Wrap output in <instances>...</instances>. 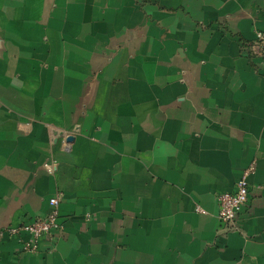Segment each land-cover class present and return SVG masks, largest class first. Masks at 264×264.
Returning <instances> with one entry per match:
<instances>
[{
  "label": "crops",
  "instance_id": "1",
  "mask_svg": "<svg viewBox=\"0 0 264 264\" xmlns=\"http://www.w3.org/2000/svg\"><path fill=\"white\" fill-rule=\"evenodd\" d=\"M260 30L264 0H0V264H264Z\"/></svg>",
  "mask_w": 264,
  "mask_h": 264
},
{
  "label": "built area",
  "instance_id": "2",
  "mask_svg": "<svg viewBox=\"0 0 264 264\" xmlns=\"http://www.w3.org/2000/svg\"><path fill=\"white\" fill-rule=\"evenodd\" d=\"M244 48L249 50L251 54H256L263 59L264 63V30L256 33L254 39ZM256 163L247 166L238 180L236 187L232 191H223L218 193V217L225 229L232 230L238 228L237 217L242 207L248 202L250 194L249 176L255 171ZM52 210L46 214L37 216L36 218L22 222L17 225L7 226L4 231L20 238L21 250L33 252L39 249L40 241L43 238L53 237L64 230V225L59 219V196L50 198ZM196 209L200 212H206L200 206ZM26 232L28 236L21 237Z\"/></svg>",
  "mask_w": 264,
  "mask_h": 264
},
{
  "label": "water",
  "instance_id": "3",
  "mask_svg": "<svg viewBox=\"0 0 264 264\" xmlns=\"http://www.w3.org/2000/svg\"><path fill=\"white\" fill-rule=\"evenodd\" d=\"M68 139H71L70 137Z\"/></svg>",
  "mask_w": 264,
  "mask_h": 264
}]
</instances>
